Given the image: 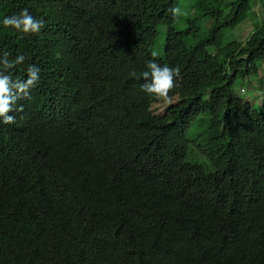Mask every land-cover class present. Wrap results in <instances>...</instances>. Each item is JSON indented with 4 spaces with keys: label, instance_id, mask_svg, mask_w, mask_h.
<instances>
[{
    "label": "trees",
    "instance_id": "trees-1",
    "mask_svg": "<svg viewBox=\"0 0 264 264\" xmlns=\"http://www.w3.org/2000/svg\"><path fill=\"white\" fill-rule=\"evenodd\" d=\"M179 1L0 0L45 22L0 25L13 79L41 70L0 124V264H264V99L235 92L264 23L237 41L251 0H199L180 28ZM149 60L179 69L167 99L141 90Z\"/></svg>",
    "mask_w": 264,
    "mask_h": 264
},
{
    "label": "clouds",
    "instance_id": "clouds-1",
    "mask_svg": "<svg viewBox=\"0 0 264 264\" xmlns=\"http://www.w3.org/2000/svg\"><path fill=\"white\" fill-rule=\"evenodd\" d=\"M173 16L181 14L180 8L170 9ZM44 20L33 16L27 8L19 14L5 16L0 20V25L11 27L23 35H36L44 27ZM25 62V56L19 54L10 59V53L0 54V124H14L16 117L10 115L13 111H23L22 106L17 107V102L27 98L32 89L40 80V68L29 64L26 68L25 79H13L11 70ZM149 71L143 73L146 81L141 90L148 95H155L167 99L169 92L175 87L174 79L179 74V69L162 66L155 60L146 62ZM135 75V73H133Z\"/></svg>",
    "mask_w": 264,
    "mask_h": 264
},
{
    "label": "rangeland",
    "instance_id": "rangeland-1",
    "mask_svg": "<svg viewBox=\"0 0 264 264\" xmlns=\"http://www.w3.org/2000/svg\"><path fill=\"white\" fill-rule=\"evenodd\" d=\"M199 0H180L179 6L181 14L178 16L180 20V28L186 25V22L192 18V10L196 7ZM233 1V0H229ZM253 9L249 14V17L241 25L237 26L233 31L234 39L245 43L248 37L251 35L254 25L256 22L258 24L264 23V0H251ZM204 29V27H201ZM158 37L151 49V54L153 57H163L164 55V45H165V29L160 28ZM247 86L249 88H247ZM235 92L243 97L244 99L251 98L254 107L261 110V103L264 99V63L262 64V70L257 78H253L248 84H235ZM190 135V134H189Z\"/></svg>",
    "mask_w": 264,
    "mask_h": 264
}]
</instances>
